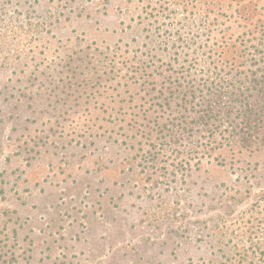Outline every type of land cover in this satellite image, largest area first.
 I'll return each instance as SVG.
<instances>
[{
	"label": "rangeland",
	"instance_id": "374dc122",
	"mask_svg": "<svg viewBox=\"0 0 264 264\" xmlns=\"http://www.w3.org/2000/svg\"><path fill=\"white\" fill-rule=\"evenodd\" d=\"M222 37L264 75V0H0V264L264 251V149L177 97Z\"/></svg>",
	"mask_w": 264,
	"mask_h": 264
},
{
	"label": "trees",
	"instance_id": "16d2710c",
	"mask_svg": "<svg viewBox=\"0 0 264 264\" xmlns=\"http://www.w3.org/2000/svg\"><path fill=\"white\" fill-rule=\"evenodd\" d=\"M220 41L205 58L207 71L215 76L213 82L205 84V89L200 91V103H194L198 98L196 84H187L180 91L178 87L177 97L182 98L185 106L193 105L190 110L197 117L195 122L207 128L213 127L209 121L217 115H236L234 121H225L227 127L223 134H229L226 145H238L245 151L258 152L264 149V75L259 78L254 73L246 75L245 71L239 72L251 66L250 55L240 50L236 42L226 43L223 37ZM229 264H264V251L257 247L245 248L240 259L234 263L229 261Z\"/></svg>",
	"mask_w": 264,
	"mask_h": 264
}]
</instances>
